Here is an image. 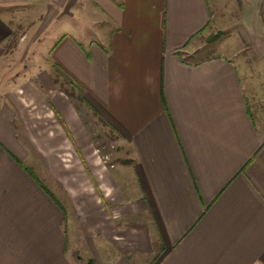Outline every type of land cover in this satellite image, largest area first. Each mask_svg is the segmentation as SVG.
I'll use <instances>...</instances> for the list:
<instances>
[{"label":"crops","instance_id":"obj_1","mask_svg":"<svg viewBox=\"0 0 264 264\" xmlns=\"http://www.w3.org/2000/svg\"><path fill=\"white\" fill-rule=\"evenodd\" d=\"M86 1L0 0V54L13 14L43 5L36 40L60 24L51 67L83 90L127 160L94 161L49 67L23 69L22 53L11 73L0 66V264H264V80L248 59L241 76L233 56L197 57L199 34L224 25L220 5L238 9L237 32L263 62L264 0H88L107 28L81 44Z\"/></svg>","mask_w":264,"mask_h":264},{"label":"rangeland","instance_id":"obj_2","mask_svg":"<svg viewBox=\"0 0 264 264\" xmlns=\"http://www.w3.org/2000/svg\"><path fill=\"white\" fill-rule=\"evenodd\" d=\"M85 4L86 14L84 23L81 26L83 27L81 29L82 34L80 35L81 44H84L86 40L89 39V37H100V35L97 36V30L107 28V25L101 24L100 22H98V19L94 17V14L96 13L91 7V3L87 0ZM42 6L43 5H39L38 3H36L34 4V6L27 8V10L25 11L13 14L14 16L12 20L14 22V32L11 36L12 38H10L9 41L10 43L12 42V47L15 46L16 50L12 49V47L9 48L8 45L4 47L0 54V56L2 57L1 61H3L0 64L1 69L4 70L5 74L11 73L10 70L14 67L9 62L11 61V63H13L11 60L13 59V56L18 58L21 53V57L25 58L21 66L23 69H31L34 72L38 69L41 70L42 68L46 70L49 67V71L53 73L54 77L57 79L55 82V86L57 87V89L63 90L71 98V101L79 111V115L82 117V120H84L88 131L92 135L91 139L93 140V151L91 153H93L94 161H97L99 165H109L115 160L118 161L117 165H120L119 163H125L127 160L125 156H127L128 150L124 147H121L119 143H117V140L119 138L117 133H113L107 123L98 120L96 116H93V114L89 112V102L87 101L86 94L83 92V90H81L76 84L74 85L70 81H68V78L59 69H57V67H51L52 60L49 54L55 42L59 38V32L61 31V28L59 29L60 24H53L46 32H44L43 35H41L39 40H36L37 35L39 34V30H41V27L39 26V20H41L40 17L43 16L42 12L44 8L41 9ZM235 10L236 11L234 13H229V9H226L223 12L220 5H217V7L215 6V15L218 14L217 17H220V20H222L221 15L223 16V18L225 19L222 20L224 22V25H220L217 23L211 24L207 29H204V31L199 34L197 46H199L200 49L198 51L197 57L217 54L233 56L236 65L238 63L237 69L241 76H244L242 74L244 71V64L241 60V66L238 59L239 57L248 59V63L247 65H245V68H247L248 70H253V72H255L257 78L253 76V80L256 83L258 81V78L264 80V61H261L262 56L258 51L248 48V34H242L243 31L241 33L237 32V26L235 24L239 19L237 15L240 12L236 7ZM35 21L38 24L35 25ZM48 21L49 18L47 19V22ZM42 24H44V22ZM30 41L33 42V45H31L30 48L28 47L27 49H25L27 45L29 46ZM33 58V64L29 66L31 59ZM23 82L24 81L22 80L15 86L23 84ZM243 82L246 84V78L243 79ZM247 84L249 83L247 82ZM255 93H257L259 96L263 95L262 90L257 89ZM42 109L49 112L47 107H43ZM37 120L41 122L46 121L45 117L42 116H40V118H38ZM42 144L45 146V142H43ZM28 148L31 149L29 150L31 155L30 164L34 165L33 167L36 169L39 168V171L45 174V168L41 157L35 155V152H33L34 149L30 144L28 145ZM31 152H33L34 154H32ZM117 157L121 159L117 160ZM58 159L60 163L58 167H67L64 168L65 173L67 172V169H73L71 166V158H69V156H64L63 158H61V156H58ZM59 172L60 174H63L62 171L59 170ZM43 181H45V179H43ZM76 184L77 183H73L71 185ZM55 193L58 194L57 192ZM74 238L76 239V237ZM74 238H72V236L70 237L71 244L73 246L76 245V241ZM79 250H81V248H79Z\"/></svg>","mask_w":264,"mask_h":264},{"label":"trees","instance_id":"obj_3","mask_svg":"<svg viewBox=\"0 0 264 264\" xmlns=\"http://www.w3.org/2000/svg\"><path fill=\"white\" fill-rule=\"evenodd\" d=\"M86 264H93V261L89 260Z\"/></svg>","mask_w":264,"mask_h":264}]
</instances>
